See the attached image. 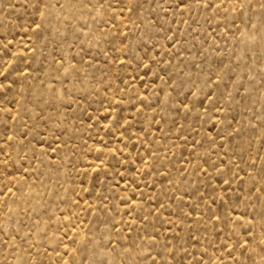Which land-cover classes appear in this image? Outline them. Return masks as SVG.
Returning <instances> with one entry per match:
<instances>
[{
  "label": "rangeland",
  "instance_id": "obj_1",
  "mask_svg": "<svg viewBox=\"0 0 264 264\" xmlns=\"http://www.w3.org/2000/svg\"><path fill=\"white\" fill-rule=\"evenodd\" d=\"M0 264H264V0H0Z\"/></svg>",
  "mask_w": 264,
  "mask_h": 264
}]
</instances>
